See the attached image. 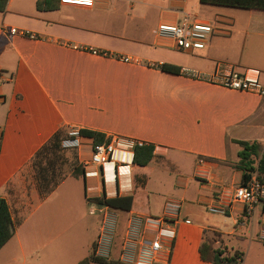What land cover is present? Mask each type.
<instances>
[{
    "label": "crops",
    "instance_id": "0c3cea01",
    "mask_svg": "<svg viewBox=\"0 0 264 264\" xmlns=\"http://www.w3.org/2000/svg\"><path fill=\"white\" fill-rule=\"evenodd\" d=\"M32 3L31 10L21 11L11 9L9 0L0 13V199L15 227L0 252L12 245L24 256L32 248L42 264H51L59 249L85 247L90 254L95 243L97 256L130 264L133 249L123 250L122 240L130 220L152 216L174 222L176 232L170 253L158 264H210L200 247L212 233L219 235L213 247L222 256L238 252L240 264H264V208L253 205L248 214L233 201L242 178L235 168L236 141L264 146V96L192 76L210 74L221 63L238 73L258 71L264 85V12L199 0H95L91 7ZM184 16L215 27L204 49L179 51L156 34L159 24H177ZM4 27L33 38L2 32ZM162 63L178 66L180 74L154 66ZM72 128L150 144L153 157L143 167L132 163L129 177L116 183L106 167L103 182L102 176L84 177L95 170L83 166L90 156L84 145L71 150L83 166L80 176L50 185L52 177L38 160L43 153L35 156L55 134L65 132L63 139ZM35 169L44 183L35 181ZM69 179L81 184L80 207L45 208L62 187L68 188L62 198L72 197ZM103 192L106 198L132 196L130 210L93 204L86 214L92 204L87 199ZM211 206L225 215L210 213ZM56 212L66 223L65 235L54 234Z\"/></svg>",
    "mask_w": 264,
    "mask_h": 264
},
{
    "label": "built area",
    "instance_id": "2783aa9c",
    "mask_svg": "<svg viewBox=\"0 0 264 264\" xmlns=\"http://www.w3.org/2000/svg\"><path fill=\"white\" fill-rule=\"evenodd\" d=\"M95 0H59L64 6L91 7ZM215 27L208 23L190 20L188 16L177 24H159L156 34L159 37L170 39L179 51L188 52L205 48ZM10 35L27 36L29 33L14 27H4L2 32ZM128 61V59H124ZM192 76L201 81L216 84L224 88L264 96V85L259 82V73L255 70H246L238 73L230 65L217 64L210 74L192 73ZM2 70L0 69V85L2 84ZM60 148L65 151L78 150L88 145L90 156L83 163L85 170L93 167V171H85L84 177H101L105 182V168L109 171L114 183L130 175V166L133 163L134 151L145 144L131 139L109 136L102 143L95 144L93 139L84 137L80 130L72 128L61 139ZM102 174V175H101ZM233 201L246 207L249 214L253 205L261 204L264 208V184L255 175H251L244 185L234 189ZM208 211L213 214L225 215V210L219 206H211ZM176 232L174 222L164 217L135 216L131 218L123 240V250L133 249L134 257L130 264H158L162 262L161 255L171 251Z\"/></svg>",
    "mask_w": 264,
    "mask_h": 264
},
{
    "label": "trees",
    "instance_id": "16d2710c",
    "mask_svg": "<svg viewBox=\"0 0 264 264\" xmlns=\"http://www.w3.org/2000/svg\"><path fill=\"white\" fill-rule=\"evenodd\" d=\"M9 0H0V13L6 9ZM59 1V0H57ZM200 4L215 7L234 8L245 11L264 12V0H199ZM158 70L173 75L180 74L181 69L173 64L162 63L154 65ZM84 137L93 139L95 144L105 142L104 135L90 130H80ZM61 137L55 134L48 144L44 146L35 156L37 159L47 148L59 146ZM240 150L238 152V162L235 168L242 173L241 184L244 185L254 171L257 172L259 181L264 184V146L259 142L236 141ZM153 146L150 144L135 148L133 163L143 167L153 157ZM92 204L105 206L109 209L129 211L132 205V196L106 198L104 192L101 197L87 199ZM14 223L11 219L10 211L5 200L0 199V249L14 235ZM213 240H206L200 247L202 260L210 264H240L242 254L235 252L232 256H222V252L213 247ZM95 243L92 245L91 252L87 258L78 264H126L120 260L99 257L95 254Z\"/></svg>",
    "mask_w": 264,
    "mask_h": 264
},
{
    "label": "rangeland",
    "instance_id": "374dc122",
    "mask_svg": "<svg viewBox=\"0 0 264 264\" xmlns=\"http://www.w3.org/2000/svg\"><path fill=\"white\" fill-rule=\"evenodd\" d=\"M11 9H17V10H31V7L33 5L32 0H11ZM12 17V18H11ZM16 18L13 16H9L8 20L13 21ZM7 23H9L7 21ZM259 57V56H257ZM256 58V57H255ZM264 61V58H261ZM65 135V132L62 133L61 138ZM75 151H65L62 150L59 146L56 147H49L43 152V155L40 156L38 159L41 162V168L45 171H48L47 177H52L50 180V185L53 184L55 181L60 180V178H65L74 174H78L80 176L81 171L83 169L82 164L78 162V160H75ZM41 159V160H40ZM35 171V181L38 183L37 179L39 177V183H44L41 177L38 174L37 169ZM252 175H255L258 179L257 172L254 171ZM259 180V179H258ZM71 181V182H70ZM72 183V197L67 199H63L62 196L68 188L62 187L60 191V197L53 200L52 204L50 206H47L45 208L48 209H54L56 211H59L61 209H67L68 207L72 209H77L80 207L81 202V184L80 182H73V180L69 179L68 183L70 185ZM95 207V205L91 204L87 206L85 213L88 214V211L90 208ZM51 220L53 222L54 227V234H63L67 232L66 229V223L61 219L60 213L56 212L54 215L51 216ZM74 229H77L75 227ZM71 232V231H69ZM93 240L96 239V233H91ZM85 239V237H83ZM206 240H213L218 241L219 235L216 233L209 234V236H206ZM84 242L82 243V246H84ZM24 256L20 254L19 250L17 248H14L12 245L8 246L3 249V251L0 252V264H42L41 263V255L40 253H37L32 248H26L24 249ZM88 251L85 247H76L72 248H62L58 250V253L53 256L51 255V264H75V262L79 259L84 260L87 255ZM49 258V256H48Z\"/></svg>",
    "mask_w": 264,
    "mask_h": 264
}]
</instances>
